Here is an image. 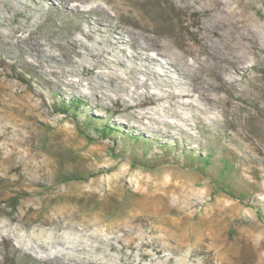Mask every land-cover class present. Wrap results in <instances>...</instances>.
Here are the masks:
<instances>
[{
  "label": "rangeland",
  "instance_id": "1",
  "mask_svg": "<svg viewBox=\"0 0 264 264\" xmlns=\"http://www.w3.org/2000/svg\"><path fill=\"white\" fill-rule=\"evenodd\" d=\"M0 264H264V0H0Z\"/></svg>",
  "mask_w": 264,
  "mask_h": 264
},
{
  "label": "trees",
  "instance_id": "2",
  "mask_svg": "<svg viewBox=\"0 0 264 264\" xmlns=\"http://www.w3.org/2000/svg\"><path fill=\"white\" fill-rule=\"evenodd\" d=\"M21 80L27 81L25 78H21ZM85 105L86 102L84 99L80 97H73L72 99L68 100V102L62 101L60 104L59 111L64 114L71 113L72 117H74L75 119H79V115L85 114ZM100 121L101 119L94 118L93 116H87L84 122L85 130L83 132L87 134L89 138H91V136L87 133L88 130L91 128L97 129V125ZM96 132L99 133L102 138H108L113 136L116 137L119 133H122V130L112 124L103 123L102 126L96 130ZM124 139H126L125 144L128 143L129 145L132 144L134 146V149L130 150L132 154L131 165L133 167L138 165L143 167H153L156 165L154 164L155 162L151 160L153 155H150L149 157V151L146 152V154H143L142 160L140 159L141 155L139 156L137 147H139L141 144L147 146L148 140L146 138H144L140 134L126 133ZM148 146L152 147L151 144H148ZM211 148L214 149L212 146ZM164 151L165 156L173 155L171 154V150H168V148H165ZM174 159L179 161V156H174ZM185 159L188 160V163L191 167L196 168L202 174H206L208 176V178L216 186V191L226 193L229 196L241 201L246 198L247 192L243 186L238 184L240 178L239 176H237V169L232 159H220L218 161L215 160L214 155L208 154L206 156H203L200 153L196 154L195 151L192 149H188V151H186ZM82 179H84L83 176L74 175L66 178L65 182H70L74 180L77 181Z\"/></svg>",
  "mask_w": 264,
  "mask_h": 264
},
{
  "label": "bare ground",
  "instance_id": "3",
  "mask_svg": "<svg viewBox=\"0 0 264 264\" xmlns=\"http://www.w3.org/2000/svg\"><path fill=\"white\" fill-rule=\"evenodd\" d=\"M65 3V2H64ZM86 24V23H85ZM190 51V50H189ZM188 52V51H187ZM188 53H190V52H188ZM155 61V60H154ZM156 63H154V65H155ZM168 66H169V63H168ZM170 68V67H169Z\"/></svg>",
  "mask_w": 264,
  "mask_h": 264
}]
</instances>
